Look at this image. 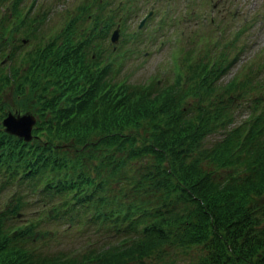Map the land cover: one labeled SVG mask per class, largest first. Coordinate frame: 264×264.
<instances>
[{"label": "trees", "instance_id": "obj_1", "mask_svg": "<svg viewBox=\"0 0 264 264\" xmlns=\"http://www.w3.org/2000/svg\"><path fill=\"white\" fill-rule=\"evenodd\" d=\"M22 1L0 0V264H264V92L233 122L251 75L221 80L229 45L189 40L133 82L106 45L132 1L84 0L43 39ZM13 104L28 139L2 124Z\"/></svg>", "mask_w": 264, "mask_h": 264}, {"label": "rangeland", "instance_id": "obj_2", "mask_svg": "<svg viewBox=\"0 0 264 264\" xmlns=\"http://www.w3.org/2000/svg\"><path fill=\"white\" fill-rule=\"evenodd\" d=\"M33 1L35 6L30 15H32L31 18H34L36 25L41 26L40 29L42 30L39 35L34 36L43 39L46 38L47 34H50L49 29H54L61 22L64 24V19L70 16L72 10L80 4L81 0ZM106 1L99 0L103 5ZM120 1L112 0V2H108L114 8ZM129 1H132L131 6H124L119 9L118 17L115 16L117 20L113 22V26L117 23L120 24L116 41L110 42L109 38L106 41L107 47H109V44L110 47H117L114 48L112 57H116L117 53L120 52V56L117 58L118 64L115 63L114 65L115 77H125L133 82L150 80L152 77L157 76L164 78V76L170 75L174 52L179 49L175 53L176 58L183 54L184 51L181 46L187 47L189 40L197 41L195 46L198 47H201L198 43L207 42L206 46L211 50L213 42L219 38L220 46L214 49L215 53L220 50L221 44L227 43L229 45L226 49L227 61L233 60L227 71L222 75L221 80H227L234 75H248L247 72L251 75L248 86L244 87L243 85L239 88L240 91L238 92L242 93L239 94L235 103L233 122L237 123L248 117L251 113V105H248V101L264 92V0ZM30 2L31 0H23L19 10L21 11L23 8L27 10ZM167 4L170 6L165 9L164 7ZM42 7L46 10H43ZM149 8H153V10L139 26L141 28L136 29L141 16ZM66 10H68V14L63 18ZM105 12L106 10L103 11V13ZM120 16H122L123 21L119 19ZM200 16H203L204 19L201 20ZM89 17L85 18V23H88ZM32 23L25 22L23 24L25 30L19 31L18 35L22 37L23 47L26 41L29 44H31L30 40L37 41L33 36L30 39L25 37V34L29 33ZM137 30H139V33H137L139 38L135 39L130 34L137 32ZM221 31L223 32L220 33ZM238 31L239 33L236 34ZM232 39L233 42L229 43ZM204 47L202 45V50ZM170 52H173L172 61L169 60ZM4 62L6 61L4 60ZM24 67L25 63L22 64L21 69L23 70ZM12 93L13 89L6 87L3 91V97L11 102ZM31 102L28 101L29 104ZM10 108L12 110L9 111L12 113L22 112L17 110L14 104ZM217 136L218 133H216V138ZM208 137L213 138L215 134H210ZM27 200L29 201V197L24 196V201L27 202ZM258 201L260 205H263L264 195ZM18 219V221H23L24 217ZM78 240L80 239L64 237L57 248L69 247L71 241L73 245Z\"/></svg>", "mask_w": 264, "mask_h": 264}, {"label": "water", "instance_id": "obj_3", "mask_svg": "<svg viewBox=\"0 0 264 264\" xmlns=\"http://www.w3.org/2000/svg\"><path fill=\"white\" fill-rule=\"evenodd\" d=\"M149 14L150 12H148L141 19V24L144 22V20ZM117 36H118V28L113 30L111 34V39L116 40ZM34 121H35V116L30 111H23V112H16V113L7 111L4 117L2 118V124L4 125V128L7 131L11 133H15L19 136H22L25 139L30 138L31 128H32Z\"/></svg>", "mask_w": 264, "mask_h": 264}, {"label": "flooded vegetation", "instance_id": "obj_4", "mask_svg": "<svg viewBox=\"0 0 264 264\" xmlns=\"http://www.w3.org/2000/svg\"><path fill=\"white\" fill-rule=\"evenodd\" d=\"M101 8H102V6H101ZM75 11V9H73L72 10V12H74ZM103 11V10H102ZM103 16H105L104 14H102ZM89 19H90V17H89ZM89 21V20H88ZM99 21H101V19H99Z\"/></svg>", "mask_w": 264, "mask_h": 264}]
</instances>
